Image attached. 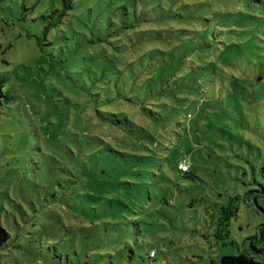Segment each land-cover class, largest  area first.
I'll return each instance as SVG.
<instances>
[{"label":"rangeland","instance_id":"obj_1","mask_svg":"<svg viewBox=\"0 0 264 264\" xmlns=\"http://www.w3.org/2000/svg\"><path fill=\"white\" fill-rule=\"evenodd\" d=\"M133 5L126 30L114 16L106 50L127 79L119 85L148 93L157 65L183 61L195 75L205 61L228 64L229 92L190 78L191 94L103 96V63L88 56L100 51L87 42L99 29L63 19L44 36L42 16L63 0H0V225L16 234L1 264H148L151 251L155 264H218L251 253L264 223V0ZM184 157L192 178L178 171ZM36 194L48 197L43 211ZM32 195L38 216L21 198ZM228 209L237 213L224 228Z\"/></svg>","mask_w":264,"mask_h":264},{"label":"trees","instance_id":"obj_2","mask_svg":"<svg viewBox=\"0 0 264 264\" xmlns=\"http://www.w3.org/2000/svg\"><path fill=\"white\" fill-rule=\"evenodd\" d=\"M75 1L77 0H63V6L61 9H53L51 10L50 14L43 15L42 18L44 23L42 24V31L45 36L53 26H55L59 22L63 23V19L65 21V25L69 27L77 26L80 28H78V30H100V33L98 35H94V33H92V38H90L87 42L88 45H95L93 47L89 46L88 49H99L100 51L99 55L88 53V56L101 59V62L103 63V66L100 69L101 82L103 84V96H109L110 94L112 95V93L115 96L116 88L117 96L119 98L118 100H126L130 97H141L143 94H146L147 96L148 94H150V97L153 98H155L157 94L174 95L178 90H181L186 94H191L193 85L189 82L190 78H197L195 80V84L199 87V91H201V88L209 87L218 93H224L226 91L229 92L230 87L226 88L224 84V82L228 81L225 71V67L228 64L220 63V65H218L217 62L216 64H213L210 68H208L206 67L208 63H206L205 61L202 62L203 64H205V66L202 65L204 68L201 70V72H196L195 75L192 74L191 71L201 68L194 67L192 66V64H184L183 61H181L180 64L176 62L171 63L167 66H151L152 68L150 69H155L157 67V74L154 79H149V81L154 82V84L148 88V93L144 92L146 91V89H142L141 91H135L133 89L128 90V88L122 86L127 83V79L124 78L125 74L120 69H117L116 73L112 71L113 66L111 65V63L113 62V59L106 55V50L110 49L114 52V46L111 41V39L116 36L115 31L112 29V26L115 24V22L113 21L114 16L116 15V13H119L121 15L118 21L119 27H121L122 30H126V17H129L130 11L132 10L133 6H135L133 5L134 0H80L82 3L79 7L75 6ZM251 1L254 4L261 2V0ZM85 16H87V18L92 17L90 27L87 26L86 19L82 18ZM224 20H234V16L231 14L225 15ZM128 25L129 28H131V25ZM153 40L155 39H151L150 41H152V43L149 44L157 43L153 42ZM77 52L78 50L76 51V53ZM146 53H161V51L156 48H151L149 50H146ZM233 85L236 84L234 83ZM118 100H114V98L110 97V100L107 101V105L115 103V101ZM102 114L106 119H108L109 117L110 119L108 120L111 123H113L116 119V116L110 113L104 112ZM98 116H101V113ZM108 157L110 156H106V159L108 161H111L113 159V157ZM183 160L187 161V159L184 157L182 160H180V162H182ZM178 171L179 173H181V176L183 178H192L193 173L190 172L191 165H189L188 172L182 173L180 171V165L178 166ZM35 196L38 205H42L40 207V210L43 211L45 209V205L48 204V197L42 196L41 194H36ZM21 198L25 207L28 210H31L34 216H38V213L40 211L36 209L35 202L33 200L34 196H22ZM19 210L23 217L28 216V212H25L22 207H20ZM224 212L225 218L223 219V223L220 221V225L224 228H228V223L230 219L235 216L237 210L228 209ZM10 225L11 224L9 222H7L5 226L0 225V252L2 251V248L4 246L8 247V244L12 245L13 242H15L16 234ZM16 226H18V223L16 224ZM248 241L251 253L245 252L238 255H224L222 256L218 264H264V223L260 224L257 227L255 234L249 237ZM258 244H260V247L257 246ZM150 253L147 254V259L149 260L148 264H155L154 257L156 255L154 253V256L150 257Z\"/></svg>","mask_w":264,"mask_h":264},{"label":"built area","instance_id":"obj_3","mask_svg":"<svg viewBox=\"0 0 264 264\" xmlns=\"http://www.w3.org/2000/svg\"><path fill=\"white\" fill-rule=\"evenodd\" d=\"M188 117H190V115H188ZM189 170V165L187 163V161L183 160L181 163H180V171L183 173L185 172H188ZM154 256V252H151L150 253V257H153Z\"/></svg>","mask_w":264,"mask_h":264}]
</instances>
